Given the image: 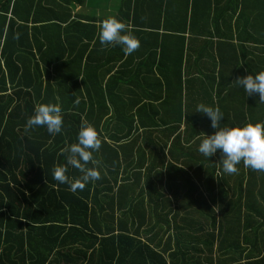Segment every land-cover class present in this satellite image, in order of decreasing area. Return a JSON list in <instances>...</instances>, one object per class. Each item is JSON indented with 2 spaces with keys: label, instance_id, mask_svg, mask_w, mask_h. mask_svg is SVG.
<instances>
[{
  "label": "crops",
  "instance_id": "crops-1",
  "mask_svg": "<svg viewBox=\"0 0 264 264\" xmlns=\"http://www.w3.org/2000/svg\"><path fill=\"white\" fill-rule=\"evenodd\" d=\"M108 16L138 38L131 54L99 43V21ZM0 29V94L13 106L68 107L70 122L99 128L122 161L133 155L127 166L141 170L135 192L146 187L152 217L171 224L159 248L182 219L197 226L212 218L214 263L264 256L262 240L235 243L254 229L247 191L237 204L247 182L226 173L207 177L205 170L221 166L197 149L203 133L215 130L195 112L202 103L218 107L229 124L242 115L263 122L259 95L247 96L235 80L264 71V0H12L0 12ZM57 135L49 137L53 144ZM197 236L192 244L202 248L206 234Z\"/></svg>",
  "mask_w": 264,
  "mask_h": 264
},
{
  "label": "trees",
  "instance_id": "trees-1",
  "mask_svg": "<svg viewBox=\"0 0 264 264\" xmlns=\"http://www.w3.org/2000/svg\"><path fill=\"white\" fill-rule=\"evenodd\" d=\"M11 1L0 0V12L7 10ZM2 33L0 29V35ZM2 95L0 264H242V258L228 255L227 259L219 258L214 263L212 218L204 219L197 226L189 219H182L181 225L174 226V234L168 235L166 244L159 248L164 234L171 230V224L167 217H152L154 209L151 207L148 211L146 187L135 192V178L141 170L127 166V158L134 156L125 154L126 160L122 161L118 149L104 143L99 128L95 127L101 145L93 157L99 161L100 179L74 191L67 184L58 183L52 177V170L65 163L66 153L62 149L76 142L82 123L70 122L69 108L62 107L63 127L53 144L45 127L25 130L27 117L32 115L35 107L33 104L13 106ZM20 116L25 119L21 120ZM226 118L222 119V127L244 125L251 120L248 118L247 121L242 115L229 124ZM19 128H23L26 138L17 134ZM127 139L125 136L124 140ZM139 152L143 153V150ZM218 153V157H205V161L219 163V150ZM236 167L237 171L232 175L247 182L238 187L237 204L239 207L243 204V192L247 191L251 198V205L248 203L247 206L250 205L253 211L254 229L248 235L238 233L235 243L247 240L264 243V171H254L243 162ZM144 170L149 172L150 169ZM205 173L207 177H215L223 176L224 172L220 167L205 170ZM67 174L71 178L81 175L70 166ZM261 221L263 232L260 231ZM222 230L223 225H220L219 234ZM201 233L206 234V244L196 248L192 242L199 241L197 234ZM171 242L176 244L175 250ZM188 242L192 249L185 245ZM259 257L250 255L247 260L254 262L248 263L264 264V256L255 261Z\"/></svg>",
  "mask_w": 264,
  "mask_h": 264
},
{
  "label": "clouds",
  "instance_id": "clouds-1",
  "mask_svg": "<svg viewBox=\"0 0 264 264\" xmlns=\"http://www.w3.org/2000/svg\"><path fill=\"white\" fill-rule=\"evenodd\" d=\"M126 28L125 23L115 16L102 19L99 21V43L101 46H120L125 55L131 54L139 47L140 42ZM14 38H18V34ZM235 82L247 96L258 94V102L264 103V71L255 72L254 76L249 74L238 77ZM195 112L205 114L215 130L211 135L203 133L197 149L199 153L208 158L219 150V163L226 174L235 173L236 166L241 162L254 171H264V122L221 127L223 113L218 107L201 103L196 106ZM41 126L46 128L49 135L61 133L63 111L59 104L49 102L35 105L32 115L26 121L25 130ZM100 145L101 139L95 126L87 121L82 122L76 142L62 149L66 153L65 163L54 166L53 179L60 184H67L73 191L82 190L89 182L99 180V161L94 159L93 153L99 150ZM69 166L77 169L81 175L71 178L67 174Z\"/></svg>",
  "mask_w": 264,
  "mask_h": 264
}]
</instances>
